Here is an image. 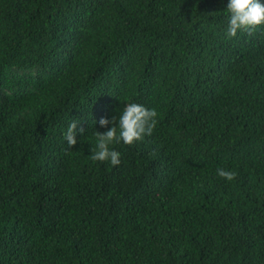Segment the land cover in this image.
<instances>
[{
	"label": "trees",
	"instance_id": "1",
	"mask_svg": "<svg viewBox=\"0 0 264 264\" xmlns=\"http://www.w3.org/2000/svg\"><path fill=\"white\" fill-rule=\"evenodd\" d=\"M228 2L0 0V264H264V29ZM133 102L153 134L90 159Z\"/></svg>",
	"mask_w": 264,
	"mask_h": 264
},
{
	"label": "clouds",
	"instance_id": "2",
	"mask_svg": "<svg viewBox=\"0 0 264 264\" xmlns=\"http://www.w3.org/2000/svg\"><path fill=\"white\" fill-rule=\"evenodd\" d=\"M228 27L226 35L228 38H236L238 33L253 34L258 29H264V3L260 0H229L227 4ZM158 113L155 109H148L137 103H128L117 120L115 117L109 121L101 118V127H112L101 134L95 131L96 146L92 149L90 159L99 162H110L112 166H119L121 163L120 153L111 150L109 145L123 141L126 145H133L142 140L145 136H151L157 124ZM81 121L74 119L64 134L68 150L77 145V128ZM79 134H84V129L79 128ZM217 175L228 181L236 177V173L224 168H217Z\"/></svg>",
	"mask_w": 264,
	"mask_h": 264
}]
</instances>
